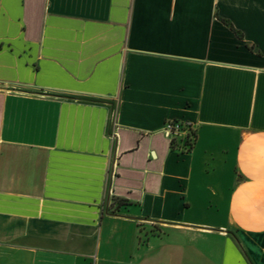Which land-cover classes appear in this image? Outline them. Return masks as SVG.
Segmentation results:
<instances>
[{"label": "crops", "instance_id": "crops-1", "mask_svg": "<svg viewBox=\"0 0 264 264\" xmlns=\"http://www.w3.org/2000/svg\"><path fill=\"white\" fill-rule=\"evenodd\" d=\"M0 264H264V0H0Z\"/></svg>", "mask_w": 264, "mask_h": 264}, {"label": "built area", "instance_id": "built-area-1", "mask_svg": "<svg viewBox=\"0 0 264 264\" xmlns=\"http://www.w3.org/2000/svg\"><path fill=\"white\" fill-rule=\"evenodd\" d=\"M190 131L191 129H188L183 124L179 122H174V121L168 122L163 129L164 134L167 136V138L170 139L172 144L175 143V140L177 139V137L180 136L182 133H188L190 136L191 135ZM111 137L112 139L118 138V134L114 133L113 135H111ZM192 141H193V138L191 137L190 144H192Z\"/></svg>", "mask_w": 264, "mask_h": 264}, {"label": "trees", "instance_id": "trees-1", "mask_svg": "<svg viewBox=\"0 0 264 264\" xmlns=\"http://www.w3.org/2000/svg\"><path fill=\"white\" fill-rule=\"evenodd\" d=\"M239 34V33H238Z\"/></svg>", "mask_w": 264, "mask_h": 264}]
</instances>
